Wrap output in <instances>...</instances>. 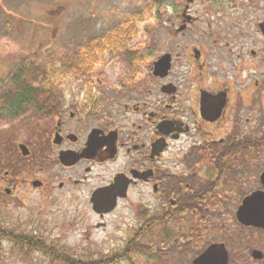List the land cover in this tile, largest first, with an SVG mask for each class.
I'll list each match as a JSON object with an SVG mask.
<instances>
[{"label": "flooded vegetation", "instance_id": "af4514ba", "mask_svg": "<svg viewBox=\"0 0 264 264\" xmlns=\"http://www.w3.org/2000/svg\"><path fill=\"white\" fill-rule=\"evenodd\" d=\"M251 5L253 19L238 21L252 27L254 38L235 31L221 44L220 36L205 34L204 43L156 54L147 67L146 57L128 53L114 92L99 80L27 84L37 90L34 107L3 120L25 117L0 132V198L25 189L53 201L55 189L67 193V202L89 204L91 213L75 209L67 217L70 227L110 240L125 224L121 252L104 259L112 264H135L131 255L144 247L193 264L211 246L223 248L226 264H264V3ZM178 14L175 8L174 39L197 21L188 5ZM164 55L169 69L156 76L154 64ZM231 204L233 242L204 241L209 217ZM126 211L134 217L129 228ZM198 244L190 257L188 248Z\"/></svg>", "mask_w": 264, "mask_h": 264}, {"label": "rangeland", "instance_id": "374dc122", "mask_svg": "<svg viewBox=\"0 0 264 264\" xmlns=\"http://www.w3.org/2000/svg\"><path fill=\"white\" fill-rule=\"evenodd\" d=\"M252 3H264V0H193L191 4H187L186 0H0V98L15 90L17 81L27 79V74L62 65L66 58L83 51L90 44L98 48L106 46L99 53L93 68L95 72L77 76L71 81L99 80L105 89L114 92L113 85L125 73L124 57L128 53H137L135 56L139 58L146 57L144 64L147 67L156 54L204 43L202 36L205 34L220 36L221 44L231 40L235 31L241 39L248 36L254 38L251 35L252 27L238 21L253 19ZM187 5L188 12L197 21L185 37L174 39L171 22L175 8L179 17ZM132 24L136 34L126 39L122 46L112 48L106 45L112 34ZM24 118L12 123L0 120V132L17 127ZM261 155L264 164V150H261ZM53 194V201L39 200L37 193L25 189L16 190L13 199L3 194L0 198V227L15 235L39 239L46 247H55L57 253L62 251L59 255L68 254L71 259L81 263L96 262L121 252L120 242L127 231L125 224L116 230L110 225L106 227L107 232L113 229L115 232L110 240H106L101 233L88 236L83 233V228L70 227L68 221L75 209L91 213L89 204L67 202L66 192L59 193L54 189ZM233 206H222L217 215L209 217L207 221L210 226L204 241L233 242ZM61 212L67 216L62 218ZM120 215L121 207L107 221L117 220ZM68 216L70 218L67 219ZM125 217L129 228L134 217L128 211ZM90 221L95 223L97 218L92 217ZM149 237H145L144 242H149ZM201 248V244L192 246L187 253L194 257ZM139 253L140 256L137 253L131 255L135 264L187 262V256L183 262L173 260V254L161 247L154 250L144 247ZM0 264L60 263L49 260L45 252L30 251L4 240L0 242Z\"/></svg>", "mask_w": 264, "mask_h": 264}, {"label": "trees", "instance_id": "16d2710c", "mask_svg": "<svg viewBox=\"0 0 264 264\" xmlns=\"http://www.w3.org/2000/svg\"><path fill=\"white\" fill-rule=\"evenodd\" d=\"M218 1V0H214ZM136 34L135 26L132 24L127 25L125 28H121L120 31L112 34L111 40H107L106 45H110L112 48L117 46H122L121 40H126L131 36ZM103 48H98L90 44L83 51L75 52L72 57L66 58L62 65H56L49 69H44L43 71H37L33 74H27V79H19L16 85V89L11 92H7L5 96L0 98V120H11L17 117L24 105L34 107L33 100L37 98L34 94L37 90L27 87L29 83H60V82H70L75 78V73L80 71H91L95 66L99 53L102 52ZM8 241L10 243L17 244L18 246L28 249L37 250L40 252H45V255L49 260L60 264H112L113 260L106 261L104 259L98 260L96 262L81 263L71 259L68 254L59 255L62 251L58 253L55 251V247H46V245L39 239L33 237H26L24 235H15L13 232H8L0 227V242ZM61 250V249H58ZM57 250V251H58ZM123 257V256H122ZM129 259V258H128ZM131 260V259H129ZM132 261V260H131Z\"/></svg>", "mask_w": 264, "mask_h": 264}, {"label": "water", "instance_id": "95a60500", "mask_svg": "<svg viewBox=\"0 0 264 264\" xmlns=\"http://www.w3.org/2000/svg\"><path fill=\"white\" fill-rule=\"evenodd\" d=\"M260 29L263 32V25H260ZM168 69H169V56L164 55L161 57V59L158 62L154 64L153 74L162 77L166 75ZM260 180L264 186V173L261 175ZM248 203L249 201H245L243 203V207L241 208L240 213L246 212ZM91 204L93 205V210L95 212H98L99 206L101 205V201H98L97 196L93 197ZM226 260H227V256L223 248L221 249L220 247L217 246H211L198 258H196L193 261V264H226Z\"/></svg>", "mask_w": 264, "mask_h": 264}]
</instances>
